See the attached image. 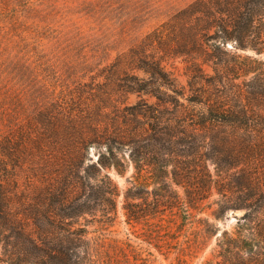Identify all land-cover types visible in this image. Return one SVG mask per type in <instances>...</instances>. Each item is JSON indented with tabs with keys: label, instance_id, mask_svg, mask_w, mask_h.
Instances as JSON below:
<instances>
[{
	"label": "trees",
	"instance_id": "16d2710c",
	"mask_svg": "<svg viewBox=\"0 0 264 264\" xmlns=\"http://www.w3.org/2000/svg\"><path fill=\"white\" fill-rule=\"evenodd\" d=\"M20 64L0 264H264V0H194L86 82Z\"/></svg>",
	"mask_w": 264,
	"mask_h": 264
},
{
	"label": "rangeland",
	"instance_id": "374dc122",
	"mask_svg": "<svg viewBox=\"0 0 264 264\" xmlns=\"http://www.w3.org/2000/svg\"><path fill=\"white\" fill-rule=\"evenodd\" d=\"M192 1L0 0V134L3 123L11 118L10 112L18 106L14 105L15 85L21 87L20 81L29 77L28 73L27 76L17 73L22 68L20 61L40 67V79L53 83L62 79L69 85L86 82L92 75L85 69L88 63L98 60L100 68L109 65L119 50L136 44ZM98 41L116 49L103 60H92V48ZM179 77L186 83L185 76ZM138 99L137 95H132L130 103ZM114 178L121 187L126 185L127 177L114 175ZM236 214H230L228 225L236 223ZM124 219L121 216L116 227L119 236L138 240ZM175 257L176 254H172L167 260L159 255L163 264H170ZM201 261L196 259L194 263Z\"/></svg>",
	"mask_w": 264,
	"mask_h": 264
}]
</instances>
